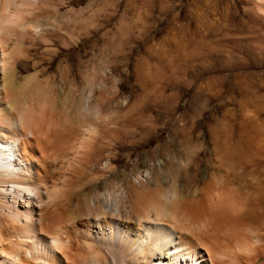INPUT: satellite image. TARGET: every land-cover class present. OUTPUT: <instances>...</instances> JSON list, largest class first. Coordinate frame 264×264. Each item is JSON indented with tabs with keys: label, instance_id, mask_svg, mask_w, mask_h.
Listing matches in <instances>:
<instances>
[{
	"label": "bare ground",
	"instance_id": "obj_1",
	"mask_svg": "<svg viewBox=\"0 0 264 264\" xmlns=\"http://www.w3.org/2000/svg\"><path fill=\"white\" fill-rule=\"evenodd\" d=\"M50 1L0 0V264H264V190L231 177L263 144L242 126L233 142L225 112L131 115L130 71L110 58L78 78L95 35L47 20ZM40 44L70 78L61 96ZM147 75L141 91H158L159 67ZM202 161L192 193L163 178Z\"/></svg>",
	"mask_w": 264,
	"mask_h": 264
},
{
	"label": "rangeland",
	"instance_id": "obj_2",
	"mask_svg": "<svg viewBox=\"0 0 264 264\" xmlns=\"http://www.w3.org/2000/svg\"><path fill=\"white\" fill-rule=\"evenodd\" d=\"M46 7L50 14L45 18L56 25L67 23L66 33L95 35L96 47L88 42L86 56L74 71L78 78L110 58H116L118 74L130 71L126 97L131 115L159 109L225 112L233 142H239V127L245 128L263 148L237 162L231 177L242 189L243 182H253L264 190V0H51ZM105 32L112 34V42L102 39ZM54 38L52 43L60 47L62 42ZM45 48L37 45L31 53L47 68L41 77L51 78L61 96L70 78L61 74L60 62L47 60ZM155 65L158 91H141L136 71L142 69L151 77ZM32 74L28 70L22 78ZM145 162L144 158L142 165ZM170 166L163 178L179 179L186 186L183 194L192 193L207 169L205 161L199 171L190 167L181 174Z\"/></svg>",
	"mask_w": 264,
	"mask_h": 264
}]
</instances>
